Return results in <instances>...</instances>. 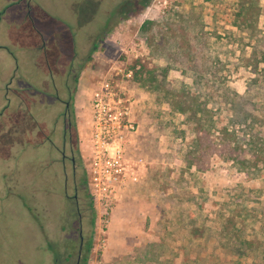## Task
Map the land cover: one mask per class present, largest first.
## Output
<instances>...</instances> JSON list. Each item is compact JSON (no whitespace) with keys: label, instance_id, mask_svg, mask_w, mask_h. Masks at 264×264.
<instances>
[{"label":"rangeland","instance_id":"rangeland-1","mask_svg":"<svg viewBox=\"0 0 264 264\" xmlns=\"http://www.w3.org/2000/svg\"><path fill=\"white\" fill-rule=\"evenodd\" d=\"M72 1L0 0V264H74L78 239L75 235L72 251L58 228L66 206L55 191L53 157L45 155L48 145L40 134L28 140L30 133L19 123L23 107L15 109V90L42 78L44 59L52 70L63 71L71 57L78 70L74 103L86 178L81 235L91 232L86 264H249L245 254L238 255L242 248L221 234L219 223L228 216L243 218L241 234L257 236L247 225L259 208L264 212V176L249 180L215 156L196 169L189 158L191 124L139 80L147 69L165 67L172 88L186 92L195 108L205 106L215 121L235 122L254 108L259 122L264 80L241 65L264 44V13L254 32L245 35L230 26L231 0H167L162 13L152 6L154 0L143 11L146 0H88L86 15L83 1H74L75 8ZM187 13L202 26V52L187 57L183 45L168 61L151 55L141 23L148 19L156 27ZM106 77L132 100L136 133L125 156L140 158L145 167L103 214L85 192L90 102ZM40 122L48 127L45 116Z\"/></svg>","mask_w":264,"mask_h":264},{"label":"trees","instance_id":"trees-1","mask_svg":"<svg viewBox=\"0 0 264 264\" xmlns=\"http://www.w3.org/2000/svg\"><path fill=\"white\" fill-rule=\"evenodd\" d=\"M74 1L76 0L72 1L73 7L75 5ZM81 1L83 3L80 10L83 9V15H86L88 0ZM231 5L232 20L230 26L241 34L251 35L256 29L258 19L264 13V0H231ZM147 6L148 0L141 2L140 9L143 11ZM72 8L68 11L75 14ZM139 31L144 35L145 45L151 51V55L166 61L173 55L178 54V49L183 45L185 54L189 57L193 56L195 51L196 53L202 52L205 43L202 26L199 27L197 18L188 13L185 16L179 15L175 20L164 22L156 27H153L150 20L145 19L141 23ZM242 62L241 67L243 70H247L258 79L262 78L264 80L262 77L264 76V44L257 50L249 52L247 57L242 58ZM167 78L168 74L165 67H155L147 69L141 75L139 82L145 89L160 95L159 100L166 101L174 112L183 115L187 122L191 124L194 133L191 149L189 150L191 164L196 169L202 170L203 168L199 163L203 162L205 157L208 160L215 156L229 162L231 166L249 180L263 178L264 117L259 119V122H254V108H252V110H246L248 115L246 114L245 117L235 122H231V118H226V123H224L225 121H215L211 115H208L210 110H207L205 106L200 109L195 108L193 102L189 99V95L183 90H174ZM256 83L255 79L250 81L251 85ZM263 107L264 105L260 104V111L264 114ZM218 123L219 127H217ZM215 126L219 129L218 132L215 130ZM81 178L82 186L86 188L84 172H82ZM85 196L90 198L87 192H85ZM91 204V199H89L86 203V209L90 210L91 214L90 227L93 226L94 221ZM259 211L260 213L254 215L252 224L247 225L249 227L247 230L253 231V229H256L257 236L255 237L251 235L248 238L247 235L243 236L241 234L244 223L243 218H238L236 221L234 217L228 216L223 222L219 223L221 234L233 243L236 242L234 244L239 250L242 248V252L238 255L242 257L245 254V258H249V264H264V212L260 208ZM90 249L91 232L88 235H82L81 250L78 258L75 254L74 263L86 264Z\"/></svg>","mask_w":264,"mask_h":264},{"label":"flooded vegetation","instance_id":"flooded-vegetation-1","mask_svg":"<svg viewBox=\"0 0 264 264\" xmlns=\"http://www.w3.org/2000/svg\"><path fill=\"white\" fill-rule=\"evenodd\" d=\"M74 63L71 57L63 71L52 70L44 59L45 74L42 78L32 85L22 82L24 86L21 84L20 88L15 90V109L17 113V105L23 107L22 115L18 117L19 123L24 124L30 133L28 140L32 142V134L36 132L41 135V142L48 145L45 155L53 157L52 162L56 169L55 191L59 197L64 198L66 206L60 210L58 228L62 243H70L69 249L72 251L76 235L78 258L82 244V182L79 124L74 103L78 70ZM40 115L45 116L48 127L46 123L44 125L40 122ZM48 248H51L50 242Z\"/></svg>","mask_w":264,"mask_h":264},{"label":"built area","instance_id":"built-area-1","mask_svg":"<svg viewBox=\"0 0 264 264\" xmlns=\"http://www.w3.org/2000/svg\"><path fill=\"white\" fill-rule=\"evenodd\" d=\"M167 0H154L152 6L161 13ZM131 72L125 73L129 78ZM136 133L132 100L112 78L98 82L90 102L89 163L87 187L90 198L107 214L128 183H135L144 170L140 158L125 156V146Z\"/></svg>","mask_w":264,"mask_h":264},{"label":"crops","instance_id":"crops-1","mask_svg":"<svg viewBox=\"0 0 264 264\" xmlns=\"http://www.w3.org/2000/svg\"><path fill=\"white\" fill-rule=\"evenodd\" d=\"M130 71V70H127V72ZM131 72V71H130ZM133 105V103H132ZM133 117H134V113H133ZM134 120H135V117H134ZM10 127H14L13 125H11Z\"/></svg>","mask_w":264,"mask_h":264}]
</instances>
